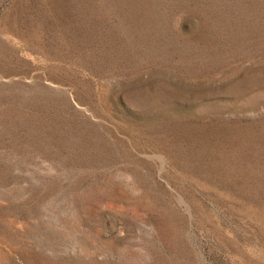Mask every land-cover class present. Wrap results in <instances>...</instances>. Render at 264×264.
Instances as JSON below:
<instances>
[{
    "label": "rangeland",
    "instance_id": "1",
    "mask_svg": "<svg viewBox=\"0 0 264 264\" xmlns=\"http://www.w3.org/2000/svg\"><path fill=\"white\" fill-rule=\"evenodd\" d=\"M0 264H264V0H0Z\"/></svg>",
    "mask_w": 264,
    "mask_h": 264
}]
</instances>
